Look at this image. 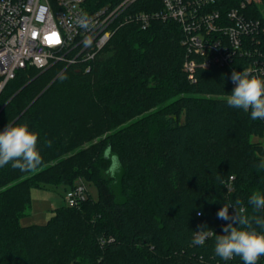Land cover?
I'll return each instance as SVG.
<instances>
[{"label": "trees", "instance_id": "16d2710c", "mask_svg": "<svg viewBox=\"0 0 264 264\" xmlns=\"http://www.w3.org/2000/svg\"><path fill=\"white\" fill-rule=\"evenodd\" d=\"M120 4L87 0L84 6L94 13ZM227 7H239L238 0H228ZM162 10V0L135 1L94 59L58 62L43 72L22 69L1 92L0 131L14 121L13 126L27 124L38 133L41 166L58 162L40 172L0 167V264H243L239 256L218 257L214 237L203 246L193 245L192 238L205 227L226 234L223 228L232 221L217 214L232 203L228 212L235 216L237 199L249 217L264 218V209L248 204L252 193L264 195V169L256 167L264 146L252 143L264 136V120L226 102L235 88L232 73L242 71L240 61L190 76L179 23L150 18L144 28L136 19ZM246 15L264 21V0L253 1ZM166 100L183 114L182 121L162 108ZM136 118L141 119L98 148L62 159L77 138ZM96 119L101 123L93 125ZM111 153L122 174L118 181L102 174L95 179L98 200L88 192L79 205L56 209L46 224L21 226L32 189L64 186L67 192L84 171H104L91 156L105 163ZM257 264H264V256Z\"/></svg>", "mask_w": 264, "mask_h": 264}, {"label": "built area", "instance_id": "2783aa9c", "mask_svg": "<svg viewBox=\"0 0 264 264\" xmlns=\"http://www.w3.org/2000/svg\"><path fill=\"white\" fill-rule=\"evenodd\" d=\"M86 1L0 0V94L22 69L43 72L58 62L71 65L80 57L94 59L112 38L119 16L137 0H121L117 7L94 13L85 10ZM162 1L160 13L138 14L136 19L144 28L150 18L179 23L188 55L186 73L240 61L242 71L253 69L264 79V40L259 39L264 21L246 15L255 0H238L239 7L232 9L226 8L228 0ZM82 18H87V28L78 23ZM87 196L88 188L79 180L65 199L74 207Z\"/></svg>", "mask_w": 264, "mask_h": 264}, {"label": "clouds", "instance_id": "9594fccd", "mask_svg": "<svg viewBox=\"0 0 264 264\" xmlns=\"http://www.w3.org/2000/svg\"><path fill=\"white\" fill-rule=\"evenodd\" d=\"M87 28V18L78 21ZM232 82L236 85L232 93L226 97L229 107L250 111L251 119L264 120V79L253 74V69L234 71L231 75ZM38 133L29 130L27 124L7 125L0 131V167L11 164L14 169L22 172L36 170L43 163L42 156L37 149ZM48 147L52 141L45 142ZM257 170L264 169V160L256 166ZM232 203H227L218 212V218L231 220L223 228L224 235H217L206 227L193 233L192 244L203 246L209 237H214V252L222 260H231L239 256L243 264H257L264 256V231H257L253 223L264 229V218L249 217L247 208L237 199L235 201L236 215L230 217L228 208ZM248 204L254 211L264 209V195L254 192L248 199ZM237 205H240L238 208ZM235 225V226H234ZM239 225V227H237Z\"/></svg>", "mask_w": 264, "mask_h": 264}, {"label": "rangeland", "instance_id": "374dc122", "mask_svg": "<svg viewBox=\"0 0 264 264\" xmlns=\"http://www.w3.org/2000/svg\"><path fill=\"white\" fill-rule=\"evenodd\" d=\"M53 80H54V78H51L50 80H48L46 82V84L42 86V90L45 89ZM162 108L166 109V111L168 113H170L171 115H173L176 119H179L181 121L183 120V114L180 111H178V109H176V107H174L172 105L171 100H166L162 104ZM148 114L149 113H146L145 115L147 116ZM140 119L141 118H136L131 122L121 124V125L117 126L116 128H114L112 130H108V131H105V127L102 126L104 128V130H103V128H101L99 130H94V132L91 134L89 133L88 135H83V136H81L80 139L77 138L73 142L71 152L67 156L62 157V159L69 157L71 155L77 154V153L84 154L89 150L92 151L95 148H98L100 143L102 141H105V139L107 137H109L110 135H112L115 132L129 128V126L131 124H134L136 121H138ZM97 123H101V121H97V119H96V121H94L93 125H95ZM93 125H88V128H86L85 130L87 132H89V130H91V127ZM99 127H101V126H99ZM85 137H86V139L82 140ZM82 141H84V142H82ZM252 143L260 144V145L264 146V136L253 137ZM90 148H92V149H90ZM114 154L115 153H111L110 154V161L105 162V163H102L97 156H95V157L91 156L90 162L96 161L95 162L96 165L100 166L102 169H104V171L98 175H96L95 173L93 174V173H88V172L84 171V176L82 177V179L76 178L74 180V182L79 181V180L83 181L88 188V192L91 194V196L95 200H98V196H99V190L97 188V182L95 181V179L100 178L101 174H102L103 178L106 180L112 179L113 181L114 180L118 181L120 179V176L122 174V167H121L119 161L115 159L116 157H114ZM103 156H104V153H103L102 157ZM56 162H58V161H54L48 165L40 166L37 169V172H40L43 168H46L50 165H53ZM37 172H34V173H37ZM89 178H93L94 180L90 181ZM65 196H66V187H64V186L51 187L48 189H32V191H31V207L27 210V215L20 220L21 226L46 224L52 218L54 211L56 209L67 206Z\"/></svg>", "mask_w": 264, "mask_h": 264}, {"label": "water", "instance_id": "95a60500", "mask_svg": "<svg viewBox=\"0 0 264 264\" xmlns=\"http://www.w3.org/2000/svg\"><path fill=\"white\" fill-rule=\"evenodd\" d=\"M42 94H43V93H42ZM40 96H41V95H40ZM38 98H39V97H38ZM38 98H37V99H38ZM37 99H36V100H37ZM34 102H35V101H34ZM15 122H16V121H14L11 125L13 126V124H14Z\"/></svg>", "mask_w": 264, "mask_h": 264}]
</instances>
